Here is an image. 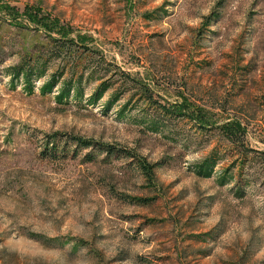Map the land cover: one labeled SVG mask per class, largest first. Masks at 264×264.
<instances>
[{"label": "rangeland", "instance_id": "rangeland-1", "mask_svg": "<svg viewBox=\"0 0 264 264\" xmlns=\"http://www.w3.org/2000/svg\"><path fill=\"white\" fill-rule=\"evenodd\" d=\"M0 264H264V0H0Z\"/></svg>", "mask_w": 264, "mask_h": 264}, {"label": "trees", "instance_id": "trees-1", "mask_svg": "<svg viewBox=\"0 0 264 264\" xmlns=\"http://www.w3.org/2000/svg\"><path fill=\"white\" fill-rule=\"evenodd\" d=\"M75 142H77L78 144H80L81 146H91L92 142L88 141L86 139H82V138H78V137H73L72 138ZM109 152H112L113 149H107ZM113 153V152H112Z\"/></svg>", "mask_w": 264, "mask_h": 264}]
</instances>
